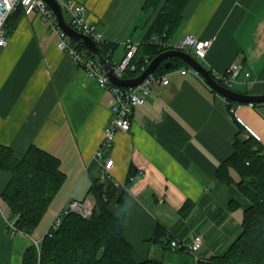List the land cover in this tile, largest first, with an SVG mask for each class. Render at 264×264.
Wrapping results in <instances>:
<instances>
[{
    "label": "crops",
    "instance_id": "1",
    "mask_svg": "<svg viewBox=\"0 0 264 264\" xmlns=\"http://www.w3.org/2000/svg\"><path fill=\"white\" fill-rule=\"evenodd\" d=\"M146 1H88L90 20L108 44H117L111 64L125 56V42L148 38L158 10H145ZM183 16L170 43L186 34L211 40L206 58L199 60L203 66L219 72L241 66L240 77L251 76L232 89L264 95V0H190ZM8 34V44L0 47V144L19 159L36 146L57 157L66 174L49 215L30 236L8 226L1 194L11 175L0 169V264H23L26 250L42 242L55 216L71 201L91 196L111 95L58 49L39 14L22 13ZM172 65L170 84L155 86V95L135 110L131 130L116 135L108 156L109 174L119 187L110 210L125 217L123 234L137 263L197 264L192 254L170 246L174 239L190 243L197 234L204 239L203 257L223 254L240 235L249 206L237 186V165H223L239 133L251 139L245 125L264 148V103H241L237 114L244 124L239 123L225 97L202 76H183L177 70L190 67Z\"/></svg>",
    "mask_w": 264,
    "mask_h": 264
},
{
    "label": "trees",
    "instance_id": "2",
    "mask_svg": "<svg viewBox=\"0 0 264 264\" xmlns=\"http://www.w3.org/2000/svg\"><path fill=\"white\" fill-rule=\"evenodd\" d=\"M189 1H146L145 10H158V15L135 57L138 70L127 72V78L139 76L146 60L152 61L168 50L151 43L150 38L157 36L171 41L183 24V12ZM22 13L24 10L19 7L8 18L5 24L8 33L16 27ZM75 43L80 49L87 50L82 43ZM116 48L117 44L110 43L100 46L108 60ZM171 61L188 65L179 58ZM174 68L172 65L165 69L162 64L156 74H166ZM226 164L237 165L240 173L237 186L249 206L244 211L238 238L223 254L210 258L206 264H264V148L257 139L245 140L239 133L234 154L224 163L223 169ZM94 165L96 175L89 190V195L96 201L93 215L90 218L75 213L66 215L59 227L43 238L39 248L33 245L26 250L23 264H161L156 260L135 261L133 248L123 234L125 217L116 216L110 210L111 203L119 194L118 184L112 177L102 182L99 178L101 166L97 161ZM0 169L11 175L1 194L10 211V222L14 223L17 232L32 236L65 182L66 174L61 169V162L36 146H31L19 159L10 147L0 144ZM231 206L236 205L231 203Z\"/></svg>",
    "mask_w": 264,
    "mask_h": 264
},
{
    "label": "built area",
    "instance_id": "3",
    "mask_svg": "<svg viewBox=\"0 0 264 264\" xmlns=\"http://www.w3.org/2000/svg\"><path fill=\"white\" fill-rule=\"evenodd\" d=\"M56 1L59 3L63 13L68 17V24L70 26L78 32L91 37L99 47L108 44L104 34L98 31L97 25L88 16L87 3L89 0ZM19 7L23 8L26 15L32 13L39 14L45 24L56 35L58 49L68 54L79 68L84 70L90 78L96 79L111 95V118L105 129L103 143L95 154V160L101 166L99 178L104 182L107 178L111 177L109 174L110 163L108 156L113 148L116 135L119 132H129L131 130L132 117L135 110L144 106L148 99L155 95V86H167L170 84V74H151L140 85L135 87H119L115 85L97 58L88 49H80L75 41L61 28L55 13L44 0H0V47H5L8 44L9 34L5 24L8 18ZM150 42L168 50L176 49L187 52L198 60H204L211 47V40H201L193 34H186L176 44H172L170 41H165L157 36H152ZM124 45L126 47V54L121 61L111 64L110 60H108L112 65L114 74L120 78H127V72H136L138 70V63L135 61V57L141 44L128 40ZM150 63L151 61L146 60V65L141 68V72H144ZM177 71L183 76L189 72L201 76L198 71L192 68H182ZM209 72L216 82L229 89H232L239 82L246 83L251 76L250 72H246L244 77L241 78L242 67L238 65L231 66L226 72H219L215 69L209 70ZM225 99L228 102L231 113L235 114L239 123H243V120L237 114V108L241 106V103H231L227 98ZM249 105L255 106L254 103H249ZM245 127L252 137L257 140L261 139L255 131L246 125ZM95 207L96 201L92 196H88L84 200L71 201L58 213L47 234L51 235V231L59 227L66 215L75 213L84 218H90L93 215ZM8 226L13 233L17 232L14 223L8 221ZM203 244V236L197 234L190 243L174 239L171 241L170 246L175 250L192 254L197 264H206L209 258L201 255ZM34 245L39 248L40 243L35 241Z\"/></svg>",
    "mask_w": 264,
    "mask_h": 264
},
{
    "label": "water",
    "instance_id": "4",
    "mask_svg": "<svg viewBox=\"0 0 264 264\" xmlns=\"http://www.w3.org/2000/svg\"><path fill=\"white\" fill-rule=\"evenodd\" d=\"M49 7L55 13L59 25L61 28L68 34V36L75 42L82 43L88 51L97 57L98 62L104 67V69L108 72V76L110 80L119 87H135L140 85L148 76L156 73L159 66L164 64L165 69H169L172 66V58H179L183 60L188 66L200 73V75L204 78L207 84L215 90L217 93L227 98L228 100L236 103H255L262 104L264 103V95H251L246 93H241L235 91L233 89L226 88L216 82L211 76L209 70L203 66V64L196 59L191 54L171 49L162 52L157 57H155L149 66L146 68L144 72H142L139 76L134 78H120L116 76L112 70V65L108 62V59L102 54L99 45L89 36L84 35L77 30H75L72 26H70L65 20L64 13L56 0H44Z\"/></svg>",
    "mask_w": 264,
    "mask_h": 264
},
{
    "label": "rangeland",
    "instance_id": "5",
    "mask_svg": "<svg viewBox=\"0 0 264 264\" xmlns=\"http://www.w3.org/2000/svg\"><path fill=\"white\" fill-rule=\"evenodd\" d=\"M248 104H249V103H248ZM254 104H255V103H254ZM92 172H93V173L96 172L95 168L92 169ZM55 198H56V197H55ZM55 198H54V199H55ZM4 206H5V209L7 210V214H8V216L10 217V211H9V208H8L5 204H4ZM49 213H50V211H48V212L45 214V216H44V220H45V218L49 215ZM56 217H57V215H56L55 218L53 219L52 223L54 222V220L56 219ZM52 223H51V225H52ZM50 227H51V226H50ZM50 227H49V229H50ZM35 231H36V230H35ZM35 231H34V232H35ZM46 233H47V232H46ZM46 233H45V234H46ZM45 234H44V235H45Z\"/></svg>",
    "mask_w": 264,
    "mask_h": 264
}]
</instances>
